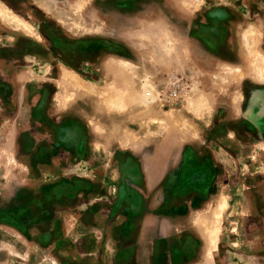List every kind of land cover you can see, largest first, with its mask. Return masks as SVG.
<instances>
[{"label":"rangeland","instance_id":"obj_1","mask_svg":"<svg viewBox=\"0 0 264 264\" xmlns=\"http://www.w3.org/2000/svg\"><path fill=\"white\" fill-rule=\"evenodd\" d=\"M0 7V264H264V0Z\"/></svg>","mask_w":264,"mask_h":264},{"label":"bare ground","instance_id":"obj_2","mask_svg":"<svg viewBox=\"0 0 264 264\" xmlns=\"http://www.w3.org/2000/svg\"><path fill=\"white\" fill-rule=\"evenodd\" d=\"M0 9H1V7H0ZM1 10H4V9H1ZM5 10H6V9H5ZM2 13H3V12H2ZM5 13H6V12H5ZM3 15H4V14H2V16H3ZM5 15H7V13H6ZM5 15H4V16H5ZM7 16H8V15H7ZM15 20H16V19H15ZM19 23H20V22H19ZM17 24H18V23H17ZM25 25H26V24H25ZM27 25H28V24H27ZM27 25H26V26H27ZM27 28H28V27H27ZM27 28H26V29H27ZM30 30H31V29H30ZM250 31L253 33V28L250 29ZM26 32H28V31H26ZM250 43H252V42H250ZM260 72H261V71H260ZM123 104H124V103H123ZM122 109H123V108H122ZM211 239H213V238H211Z\"/></svg>","mask_w":264,"mask_h":264}]
</instances>
